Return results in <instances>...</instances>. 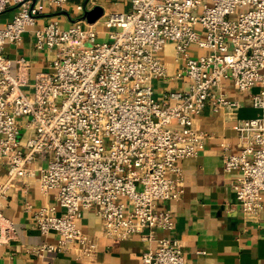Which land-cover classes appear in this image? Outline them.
<instances>
[{
    "label": "built area",
    "instance_id": "1",
    "mask_svg": "<svg viewBox=\"0 0 264 264\" xmlns=\"http://www.w3.org/2000/svg\"><path fill=\"white\" fill-rule=\"evenodd\" d=\"M67 1L0 0V162L6 166L0 244L16 237L3 214L8 188L19 178L36 179L43 193L54 191L63 211L25 204L39 233L56 235L35 253L83 244L76 221L82 209L94 207L108 236L147 230L144 238L155 243L142 253V264H184L178 239H155L156 230L172 228L170 211L157 203L183 192L178 162L203 146L193 119L207 101L214 112L235 115L239 102L218 91L223 81L240 92L257 87L250 102L258 114L238 121L237 150L222 156V169L237 173L230 187L245 216L262 207L264 0H129L127 11L92 23L80 16L94 2L83 0L67 26L57 18L35 25L43 6L62 9ZM26 33L35 51L52 54L49 68L31 80L30 59L4 51ZM167 41L183 60L188 87L156 99L151 82L165 74L157 53Z\"/></svg>",
    "mask_w": 264,
    "mask_h": 264
},
{
    "label": "crops",
    "instance_id": "2",
    "mask_svg": "<svg viewBox=\"0 0 264 264\" xmlns=\"http://www.w3.org/2000/svg\"><path fill=\"white\" fill-rule=\"evenodd\" d=\"M92 1V7L102 9L99 19L108 12L129 9V0ZM66 9V4L62 9L43 6L35 25L57 18L67 26L77 13H68ZM32 42V35L26 33L21 44L8 45V50H4L8 56L23 55L30 59V80L35 71L48 69L51 59L49 52L35 51ZM189 51L195 55L199 50L192 46ZM157 56L164 65L165 74L151 82L154 97L162 99L167 92L186 90L188 79L183 73V60L175 52L173 43L165 42ZM218 91L237 100L239 107L234 116L227 117L214 112L209 100L194 117V129L204 135L203 146L195 156L178 162L183 192L178 199L157 203L170 211L172 228L156 230L155 239L162 236L178 239L184 264H264V194L258 215L245 216L230 187L237 173L222 169V156L237 150L238 121L258 114L250 102V94L256 92L257 87L240 92L229 81H223ZM5 179L6 166L0 162V183ZM26 203L33 209L53 205L56 214L63 211L56 204L54 191L43 193L36 179L14 181L3 200V214L13 222L16 237L0 244V264H142V253L155 243L144 238L146 229L125 239L108 236L100 216L91 207L82 209L76 221L85 238L83 244H73L63 253H35L34 249L42 243L54 242L56 235L39 233L30 212L25 209Z\"/></svg>",
    "mask_w": 264,
    "mask_h": 264
},
{
    "label": "rangeland",
    "instance_id": "3",
    "mask_svg": "<svg viewBox=\"0 0 264 264\" xmlns=\"http://www.w3.org/2000/svg\"><path fill=\"white\" fill-rule=\"evenodd\" d=\"M82 2L83 0H68L67 1V3H66V6H67V11L66 12H68V13H71V14H74V13H78L76 10H75V4H76V2ZM202 1H206L207 2V0H202ZM88 6H86V8H87ZM91 9V8H90ZM3 17L4 16H0V23H3L4 22V19H3ZM86 22V21H85ZM85 22H82L81 24L83 25V26H85ZM97 29L100 31V33H99V36L101 37H104L105 36V34L104 33H101V30H103V29H101V27L99 26V27H97ZM8 45H6L5 47H4V50H8V47H7ZM11 59H14L15 57H13V55L11 54V56H9ZM49 57L50 58H52V54H49ZM23 92L25 93V94H29V88L28 87H24L23 89Z\"/></svg>",
    "mask_w": 264,
    "mask_h": 264
},
{
    "label": "water",
    "instance_id": "4",
    "mask_svg": "<svg viewBox=\"0 0 264 264\" xmlns=\"http://www.w3.org/2000/svg\"><path fill=\"white\" fill-rule=\"evenodd\" d=\"M102 14V9L100 6H94L91 9H85L80 18L84 21H86L87 23H92L94 22L96 19H98Z\"/></svg>",
    "mask_w": 264,
    "mask_h": 264
}]
</instances>
